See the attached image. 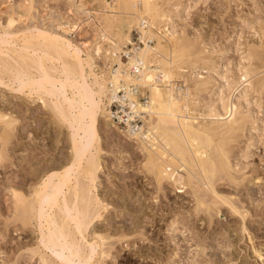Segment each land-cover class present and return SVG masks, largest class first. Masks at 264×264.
Wrapping results in <instances>:
<instances>
[{"label":"rangeland","instance_id":"obj_1","mask_svg":"<svg viewBox=\"0 0 264 264\" xmlns=\"http://www.w3.org/2000/svg\"><path fill=\"white\" fill-rule=\"evenodd\" d=\"M101 1L92 3L100 6ZM173 1L176 3L177 0ZM187 2L182 1L183 5ZM190 2L193 3L192 0ZM72 9L67 0H0V39L7 36L10 43L20 44L33 41L38 30L37 35L45 30L51 36L69 39L72 46L92 43L93 31L84 23L80 31L71 33L75 23L85 19ZM31 13L33 16H30ZM175 18L177 33L180 31L179 37L191 46V53L195 55L199 52L209 57L222 79L211 82L209 89L212 87L224 92L227 84L224 76H227L228 82L236 80V66L245 56L247 48L264 51V37L260 29L264 27V0H201L187 12L182 10ZM138 37V28L133 26L131 42ZM17 47L16 50L20 48ZM124 50L126 52V46ZM22 51L20 48L14 54L19 56ZM28 51L31 53L32 49ZM34 52L37 57L42 56L41 50ZM0 56V60L4 58ZM30 61L28 64L32 70L23 71V74L26 73L22 75L25 81L22 76V81L14 79L12 75H16L15 71L4 73L0 66V114H5L0 120V264H77L60 248L53 247L45 236L44 242L42 237L48 233L47 226L37 221L36 216L40 203H43L39 188L47 180L48 187L53 185L57 181L55 174L62 173L73 155L69 135L74 130L67 123V118L66 122L60 118L57 107L53 109L54 105L71 98V90L66 92L67 97L42 94L45 97L41 95L39 99L35 94L38 84L47 85L48 81H55L58 85L62 77L57 72H51L54 77H49L54 79L48 77L45 80L43 76L39 79L38 66L31 65ZM94 64L92 72L99 76L96 65L100 66L102 61L95 60ZM85 72L86 83H89L91 74L88 67ZM258 75L254 74L252 81L263 77L264 70L262 73L260 70ZM57 79L60 80L58 84ZM78 82L82 83L78 79L76 83L71 80L70 84L75 86ZM245 86L242 83L231 96L225 93L222 97L229 100ZM86 91L84 89L83 93L87 94ZM263 92L258 95L248 90L245 100L238 106V116L242 114L244 121L247 120L246 127L228 142L227 160L230 159L231 168L222 172L217 167L212 178L216 194L210 196V192L204 190L206 187L194 178L190 179V188L184 193H177L168 182L159 188L144 165V155L122 133L124 129L115 123L110 126L106 119L99 117L98 147L95 144L97 152L92 151L98 168L91 189V207L106 204L107 209L104 215L87 225L83 241L78 234L75 235L77 241L80 240L79 245L83 244L81 249L84 254L95 250L89 264H264ZM202 93L200 98L206 101L207 91ZM73 114L81 118L83 128L88 130L90 121L82 110ZM10 119L12 123L6 126L5 120ZM2 130L9 134L8 141L1 138ZM214 144L216 146V143H211L205 149L207 156L210 153L209 157L218 151ZM218 152L216 155H219ZM192 185L197 187L194 189ZM65 191L63 188L62 192ZM196 198L204 204H197ZM24 211L22 219L20 214ZM53 212L48 211L51 215ZM70 226L73 227L72 224ZM93 233L101 235L102 241L92 239ZM100 249L104 250L101 256ZM254 251L262 256L257 257Z\"/></svg>","mask_w":264,"mask_h":264},{"label":"bare ground","instance_id":"obj_2","mask_svg":"<svg viewBox=\"0 0 264 264\" xmlns=\"http://www.w3.org/2000/svg\"><path fill=\"white\" fill-rule=\"evenodd\" d=\"M67 1L74 9L72 11L85 17L83 21L74 22L75 29L73 27L74 30L71 33L80 31L84 23L93 31L92 43L83 42L81 46H72L68 41L69 39L51 36L44 28V32L41 31L37 35L38 30L35 35L36 38L30 42L21 40L23 42L21 43L19 40L20 44H14L13 41L10 43L9 38L7 39L6 36V39H0V54L4 57L0 60V66L4 73L9 72L10 74V72L15 71L16 75L13 74L12 76L20 81L23 78L25 81V77L22 75L25 76L26 73H23L30 69L29 60H31V65L34 63L36 68L38 66V76L41 75L39 79L44 78L47 80L49 76H53L51 72H54V74L57 72V75L60 74L62 80H58L61 78L57 79V84L60 81L58 85L54 83L55 81L53 83L48 81L47 85L38 84L39 89L36 88L37 90H35L38 97H41L42 94L64 97L66 92L71 90V93L69 92L71 98L66 99L64 103L54 105L53 109L57 107L56 109H58L61 116L59 117L64 118V121L67 118L69 120L66 119L67 123L69 122L70 128L74 130V133H71V136L69 135L73 155L70 161L68 160L69 164L61 171L62 173L55 174L57 181H54L53 185L50 186L49 184L50 187H48L47 180L44 181L47 183L43 182L44 185L39 188V191L41 190L40 199L43 203H40L41 207L40 209L38 207L39 213L36 216L37 221L43 222L47 226L46 232L48 233H45L47 235L42 237L44 242L46 237L53 247L60 248L72 261L77 264H89L95 250L93 252L89 250V253L84 254L81 249L83 244L79 245L80 240L77 241L75 235L78 234L81 240L84 239L87 225L93 219H98L104 215L107 209L106 204L91 207V189L94 186L95 174L98 168V161L92 151L94 149L97 152L95 144L97 145L99 140L97 130L99 117L106 119L109 125L113 126L107 112L108 82L110 80L117 81L118 78L122 79L125 85L124 96L128 102L121 101V106H128L137 114L141 113L142 116H148V119L144 118L141 126L143 132L131 133L127 129V132L122 131V133L130 141H133L139 152L144 155V165L153 175V181L156 185L160 188L164 182H168L177 193H184L190 188V179L194 178L206 187L204 190L209 191L210 196L216 194L213 191L214 182L212 183V178L217 167L222 172L231 168L228 161L230 159L227 160V156H229L226 148L228 142L234 139L238 131L246 127L245 121L247 120L244 121L242 114L238 116V106L241 105L242 100H245L248 90L257 92L258 95L264 91V76L252 81L254 74L258 75L260 70L261 73L264 70V51L247 48L245 56L240 57V63L236 66V80L228 82L227 76H224L225 81H223L227 84L224 87V92H219L216 88L211 87L209 89L208 86L211 82L220 79L216 67L211 63V59L204 57L203 54L202 56L201 53L198 54L199 52L197 54L195 52V55H193L191 53L192 49L190 51L191 46L179 37L178 33L180 31L177 33L178 30L175 25V17L182 10L187 12L188 9H191L201 0H192L193 3L187 0L188 2L185 5L182 3L184 0H177L176 3L175 1L172 3L171 0H110L108 2L103 0L100 6L92 3L96 0ZM32 5L30 7H34ZM30 16H33L32 13ZM133 26L138 28L139 40L142 45L128 48L129 43L133 45L130 39ZM260 29L262 30H260L262 37H264V27ZM10 36L12 37L11 34ZM10 36L8 35V37ZM17 45L23 50L21 55H19L20 52L17 54L19 56L14 54L20 49L18 47L17 50L15 49ZM125 46L126 52H124ZM28 49H32V54L29 53ZM35 50H41L42 56L37 57L34 54ZM121 52L126 54L127 60L120 59ZM83 55L85 58H83ZM95 60L102 61L100 66L96 65L100 72L99 76L93 73L91 69V66L95 65ZM253 64H255L254 67H251ZM114 65L116 66L115 70L112 68ZM86 67L89 68L91 74L89 83H86ZM134 68H136V74L133 73ZM113 71L114 76L112 78ZM189 71L192 72L187 74ZM196 71L199 72L196 73ZM78 79L82 81V83L78 82L77 85L79 86L70 84L71 80L76 83ZM242 83H245L246 86L240 87L241 90L234 97L229 98V100L222 97L225 93L231 96L233 90L239 88ZM131 86H135L137 91L130 90ZM84 89H87V94L83 93ZM206 91V101H203L200 95ZM44 95L42 97H45ZM141 96L147 97L145 103H140L139 98ZM80 110L90 121V126L86 131L82 126L81 118L75 117L76 115L73 114L74 111L79 112ZM123 112L126 113L125 110ZM71 114L74 116L72 115V117ZM3 116L5 114L2 115L1 113L0 120L4 118ZM12 121L11 119L10 121L5 120V125L9 126ZM2 135L1 138L3 137L4 141H8L9 134L5 130H2ZM211 143H216V146L215 144L214 146L220 151V153L217 151L220 155L217 154L219 157V160L217 158L218 162L215 161L217 152H212V155L215 153L216 156L213 155L215 158L213 156L209 157L210 153L208 156L206 155L205 149ZM227 175L230 178V175ZM50 177L52 178V176ZM195 185H192V187ZM63 188L66 189L65 193L62 192ZM195 200L199 205L204 204L197 198ZM54 208L56 210L53 212L52 209ZM50 210L53 212L52 215L48 213ZM25 213L26 211L21 212V218L24 217ZM70 224H72V228ZM91 236L94 240L102 241L99 234L93 233ZM93 245L96 244L93 243ZM254 252L257 253V257L262 256L260 252ZM103 253L104 250L100 249V256Z\"/></svg>","mask_w":264,"mask_h":264},{"label":"built area","instance_id":"obj_3","mask_svg":"<svg viewBox=\"0 0 264 264\" xmlns=\"http://www.w3.org/2000/svg\"><path fill=\"white\" fill-rule=\"evenodd\" d=\"M132 43L133 45H129V48L138 47L142 45V42L139 40V37L136 39V41ZM120 59L127 60L126 54L121 53ZM112 68L115 70L116 66L114 65ZM133 73L134 74L137 73L136 68L133 69ZM113 76H114V71L112 74V78ZM107 87L109 89V91L107 90V96H108L107 112L109 115V119L116 125L122 127L125 132H127V129H129L131 133L143 132L141 130V126L143 124L145 116H142L141 113L137 114L135 111H132L131 108L128 106L125 107L121 106L122 105L121 101L122 102L124 101V103L128 102L127 98L124 96L125 85L123 80L119 78L117 81L110 80L107 84ZM130 90L135 92L137 91V88L135 86H131ZM146 99H147L146 96H141L139 98V101L140 103H145ZM123 110H125L126 113H124Z\"/></svg>","mask_w":264,"mask_h":264}]
</instances>
